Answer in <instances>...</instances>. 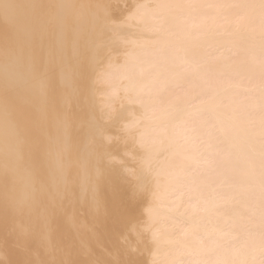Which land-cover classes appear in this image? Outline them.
Returning <instances> with one entry per match:
<instances>
[{
  "label": "bare ground",
  "instance_id": "bare-ground-1",
  "mask_svg": "<svg viewBox=\"0 0 264 264\" xmlns=\"http://www.w3.org/2000/svg\"><path fill=\"white\" fill-rule=\"evenodd\" d=\"M11 1L14 4L19 0L9 1L12 8L18 7L19 4L13 5ZM29 1H26L29 6L25 7L26 2H20L26 9L21 10L20 5V9L15 7L14 16L7 14V10L13 11L8 2L3 5L9 6L2 14L6 11L9 15L11 24L7 16L4 20L12 25L8 30L14 28L15 35L9 31L3 37L10 38L12 34L14 39H9L10 45L2 43V48L8 45L5 47L9 48L8 52L0 49V60L4 59L0 61V69H3L0 86L8 85L16 94L13 100L0 95V113L11 108V120L19 125L13 132L24 131L29 136L34 131L29 127L34 125H30L34 118L30 106L26 108V102H20L21 95L32 101L38 99L37 93L41 92L44 98L50 97L61 107L60 115L69 129L64 149L69 164L67 171H70L65 178L61 213H58L60 209L57 212L59 224L51 223V219L49 223L55 227L60 223L73 225V235L64 238L66 245L61 236H56L63 240L64 247L77 244L70 253L71 249L67 252L69 248L65 247L69 253L63 251L65 264H103L101 259L114 264H264V5L253 0H128L123 9L124 2L118 0L122 5H111L101 17L95 0H46V8H39L44 9V14L38 25H52L54 21L49 20L58 9L57 18L64 24L60 26L58 22L57 26L63 30L58 32L44 26V30L37 28L38 34L36 23L32 21L35 27L25 23L33 20L32 15L29 18L25 13L27 7V13L32 14L37 3V0ZM16 10L24 11L26 17ZM56 35L60 44H49ZM101 36H106L103 38L116 49L112 51L115 48L112 45L108 52L98 54ZM71 56H75L76 61ZM3 63L8 65L5 67ZM73 67L76 68L74 75ZM59 81L65 84L62 91L66 93L69 91L66 84L73 81L74 90H78L72 94L74 98L70 95L74 104L71 105L69 98L64 100L61 92L64 86L59 93L56 87ZM52 84L56 86L53 88ZM6 110L8 113L9 109ZM83 113L89 119L85 129L80 125ZM9 116L12 115L9 113ZM7 118L10 119L8 115ZM2 120L8 128L10 122ZM20 132L18 135L22 136ZM34 137L37 138L33 134V141ZM29 140L26 139L27 144ZM36 142L33 145L30 142L29 151L32 152ZM93 169L105 172L98 180L89 181V170ZM2 175L3 181L6 175ZM14 180L10 182L17 184L18 180ZM7 181L0 190H5L6 186L11 192L14 184L9 188ZM123 182L136 185L141 198L133 194L139 198L127 201L129 184ZM132 189L131 193L135 190ZM8 192L4 195H9ZM15 192L12 190L11 194ZM21 192L25 198L26 191L24 195ZM11 194L10 198L6 197L9 202L5 203L1 197L5 196H0L4 200H0V208L8 203L7 212L14 210L13 213L21 217L24 212L26 216L27 202L22 201L29 197L22 198L25 206L19 204L24 210L20 212L22 209L15 202L20 201L21 196L13 194L15 199ZM12 201L18 209L8 208ZM47 204L51 203L43 205L45 211L51 210L53 214L54 210L48 209L52 206ZM11 205L9 207H14ZM3 212L16 217L11 212ZM29 212L26 213L30 215ZM17 217L8 220L11 223L15 220L13 224L21 227L19 230L31 221ZM3 224L0 223V244L5 247L8 240L2 235L7 223ZM13 229L15 227L8 230ZM36 229L30 231L31 237V229H23L29 232L25 234L18 230L16 237L13 236L15 231L9 234L15 240L18 238L12 241L19 244L21 234L24 237L29 234L30 239L24 238L21 251L25 253L18 258L17 244L13 252L6 246L12 253L7 252L10 257H6L7 253L2 255L5 263L1 260L0 264H63L58 258L59 240L57 252L53 248L56 240L53 242V236H48L49 230ZM37 244L41 246L37 248ZM118 246L121 247L119 252ZM112 249L116 250L115 254H111Z\"/></svg>",
  "mask_w": 264,
  "mask_h": 264
},
{
  "label": "rangeland",
  "instance_id": "rangeland-1",
  "mask_svg": "<svg viewBox=\"0 0 264 264\" xmlns=\"http://www.w3.org/2000/svg\"><path fill=\"white\" fill-rule=\"evenodd\" d=\"M10 1V0H9ZM18 1V0H17ZM21 3L22 2H28L29 0H19ZM18 1V2H19ZM43 1V2H42ZM55 1V0H54ZM118 0H110V1H108V0H95V5L98 7V13L100 14V16L102 17L104 14H105V11L107 10V8L109 9V7L111 6V5H122V3L124 2V6H122V8L124 9V7L126 6V5H128V3H129V1L131 2L132 0H119V1H121V2H117ZM12 2V4H13V1H11ZM15 3V5H17V4H19L20 5V2L19 3H17L16 1H14ZM27 2H26V5H23L24 7L25 6H29V5H31L30 4V2L31 1H29V5H27ZM41 2V3H40ZM110 2V3H109ZM116 2V3H115ZM128 2V3H127ZM7 3V2H6ZM6 3H5V5H6ZM8 4H9V6L12 8V6L10 5L11 3L10 2H8ZM13 4V5H14ZM38 4V5H37ZM49 4H52V5H54V3H49ZM108 4V5H107ZM19 5H18V7L17 6H15V7H17V8H19L20 9V7H19ZM46 5H48V1H46V0H37V3H36V5H35V10H33V7L32 6H30V7H32V14H29V13H27L28 12V7H27V10H26V14H28L29 16V18L31 17L30 15H32L33 17H32V19L33 20H31V19H28V21L30 20L31 22L30 23H28L27 21H25V23H27V25L28 24H33V26L35 25L34 23H36V25H38V21L40 20V16H42L44 13H42L43 12V10L46 8ZM8 6V5H7ZM7 6H4L3 7V9L4 10H6V7ZM8 6V7H9ZM21 6V5H20ZM23 6H21V10H24V9H26V8H24ZM108 6V7H107ZM15 7L13 6V11L15 10ZM30 7H29V11H31V9H30ZM37 7V8H36ZM44 8V9H41V10H39V8ZM49 8V6H47V9ZM12 9H10V11L12 10ZM38 9V10H37ZM18 10V9H17ZM16 10V12H18V13H20V12H22V13H20V14H23L24 13V11H17ZM13 11H11V12H8V10H7V14L9 13V15L12 13V15L15 13V11L13 12ZM41 11V12H40ZM57 11H58V9H56V11L52 14V20H49L50 22L52 21H54L53 23H51L52 25H49V26H51V27H49V26H46V25H48V21L46 22L47 24H43V26H42V24L41 23H39L40 24V26L38 25L35 29L37 30V28L39 27V28H41V27H43V29L41 28V30H44V26H46V28H49V30H51V29H53V30H55V31H58L59 32V29H61V30H63V27H58L57 26V24H58V22H59V24H60V22L61 21H59L60 19L59 18H57ZM108 11V10H107ZM5 12V13H4ZM3 13L4 14H2V12L0 13V14H2V16L4 15V17H2L1 18V16H0V18H1V20H0V32H2L3 34L0 36V38H5V35H8L9 34V31H10V33L12 32V30L14 31V28L13 29H10V30H8L9 29V27L10 26H12V25H7L6 23V21L7 20H4V18H6V16H7V19H8V17H9V15H7L6 14V11H4ZM33 12H35L34 13V15H33ZM104 12V13H103ZM18 13H16V15L18 16L19 14ZM25 13H24V15H25ZM31 13V12H30ZM40 13V14H39ZM39 14V15H38ZM56 14V15H55ZM102 14V15H101ZM35 15H38V16H35ZM14 16V15H13ZM23 16V15H22ZM54 16V17H53ZM24 17V16H23ZM25 17H26V15H25ZM10 18H11V16H10ZM54 18V19H53ZM26 19V20H27ZM34 19L35 20H37L36 22L34 21ZM58 19V20H57ZM2 20H3V23H2ZM10 19H8V21H9ZM5 21V22H4ZM34 23H33V22ZM57 21V22H56ZM50 22H49V24H50ZM5 23V24H4ZM9 23H10V21H9ZM63 23V22H62ZM60 24V26L62 25L63 26V24ZM11 24V23H10ZM58 24V25H59ZM6 27H8V28H5V26ZM35 25V26H36ZM32 26V25H31ZM34 26V27H35ZM69 26V25H68ZM4 27V28H3ZM27 27V26H26ZM58 28V29H57ZM4 29H5V32H3L4 31ZM8 30V31H7ZM39 30H37V32H38ZM6 32H7V34H6ZM5 33V34H4ZM13 33V35H15L14 34V32H12ZM43 33H44V31H43ZM38 34H39V32H38ZM110 34V33H109ZM4 35V36H3ZM9 36H11L10 38H8V36H6L7 38L6 39H0V44H2L3 42V44H9L10 45V43L12 44V39L11 38H13L14 39V36L12 37V34L11 35H9ZM102 38H99L98 39V41H99V43L100 44H102V45H98V47H97V51L96 52H98V54L100 53H102V54H104V53H106V51L108 52V50L110 49H112V43L111 42H109L107 39H104V38H106V36H101ZM104 37V38H103ZM55 38H57V35H56V37H53L51 40H49L48 41V39H47V41H48V43L50 44H55V43H57V44H55V45H59L60 44V39H55ZM69 38H71L70 36H69ZM9 39H11V40H9ZM73 39V38H72ZM7 41V43H6V41ZM74 40V39H73ZM59 41V42H58ZM79 41L81 42V43H83V40L82 39H79ZM46 42V41H45ZM102 42V43H101ZM59 43V44H58ZM3 44H2V46L0 47V49L3 47ZM8 46V45H7ZM6 45L4 46V48H2L3 50H5V51H7L9 48H7V50L5 49V47H7ZM109 46H111L110 48H108ZM113 47H115V45H113ZM107 48V49H106ZM68 49H70L69 47H68ZM106 49V50H105ZM116 49V47L115 48H113L112 49V51H114ZM8 52V51H7ZM67 52H69V51H67ZM70 53H71V51H70ZM70 53H68V54H70ZM75 58V56H71V58ZM72 58V59H73ZM78 58V57H77ZM81 59V58H80ZM1 60H4V59H1ZM0 60V61H1ZM73 60H75L76 61V58L75 59H73ZM74 62V61H73ZM7 64V63H6ZM72 64V63H71ZM3 65L6 67L7 65H5V63H3ZM72 65H75V64H72ZM70 67H72V66H70ZM69 67V68H70ZM76 68L78 67V66H75ZM80 67V66H79ZM76 68H71L72 69V71H73V69H74V73H73V75L75 74V71L77 70V72H78V68L76 69ZM76 69V70H75ZM81 70V69H80ZM77 72H76V74H77ZM77 77V76H76ZM75 77V79H76V81H79L78 83H80V81H81V83H82V80H77V78ZM58 78H59V75H58ZM73 79H74V76H73ZM80 79V78H79ZM75 81V83L74 84H76L77 82ZM72 83H73V81H72ZM72 83H70V85H68V84H66L68 87V89L67 90H69L67 93H66V91H62V90H65V88H66V86H65V84L64 85H62V83L59 81V83H58V86H56V85H51L53 88L56 86L59 90V93H60V89H61V87L62 86H64L62 89H61V92L64 94V96H65V99L64 100H66V98L68 99V100H70V98H74V95L76 94V93H74L75 91H78L77 89L76 90H74L75 88H73L74 87V85L72 84ZM77 87L76 88H78V84L76 85ZM82 86V84L81 85H79V88ZM70 88H73V90L72 89H70ZM0 89H2V90H0V95H3V96H5V97H8V98H11V100H13V97L12 96H15V91L13 90V89H11V87H9L8 85H3V86H0ZM9 90L11 91V90H13V91H11V92H9ZM70 90H72V91H70ZM16 91H18V93L20 92L19 90H16ZM2 92V93H1ZM13 92V93H12ZM17 93V94H18ZM21 93V92H20ZM19 93V95H21ZM56 93V92H55ZM74 93V95H72ZM12 94H14V95H12ZM66 94V95H65ZM67 94H68V96H67ZM78 94V93H77ZM37 95H38V99H32V101H28V100H30L29 98H25L23 95H21L20 96V98L22 99L23 98V100H20V98H19V100H20V102H23V103H25V105H26V108L27 107H29L30 109H32V113H33V118H34V120H32V122H31V124L30 125H32V124H34V125H32V126H29V127H31V129H32V131H33V129H34V131L32 132L33 134H34V136H36L37 138H35L34 137V139H36V140H34L33 141V134L31 133L30 135H32V137H30V135L28 136V134H25V132L24 131H22V129H21V131L27 136H24V134L22 133V132H20V134H22V136L20 135H18L19 134V132H18V130L17 131H14L13 132V130H15V128L14 127H16L17 129H18V127H19V125L18 124H14L13 122H15L14 120H13V118H12V120H11V117H13V112H12V109L11 108H9V107H7L8 109H9V111H11V112H9L8 111V113H7V108L5 109L6 110V112H5V110H1L2 111V113H0V118H2V119H4V120H8L7 122L9 123L8 124V128H9V126H10V129H11V127H12V133H13V136H12V142H13V146H14V150H16V151H14L15 153V157H16V160H17V163H19L18 165H19V167H20V169H23V172H25V174H26V172L27 171H29V172H27V174L26 175H28L27 176V180L28 181H26V182H24V185L25 186H23V187H21L22 185H23V183H21V181H19L18 179H16L17 177H16V175L14 176L13 175V173H10V172H6L7 174H4V175H6V176H11V177H9V181H7V177L6 176H4V175H2V174H0V176L2 175V176H4L3 178V181L1 182L0 181V187H2L3 185H6L5 183L6 182H4L5 180L7 181V183H8V187L9 186H12L13 184L15 185H13L12 186V190H13V192H15V190H17V192H15L16 193V195H15V193H12L11 194V192H12V190H11V192H10V189H9V192H10V194L12 195V197L13 198H15L16 199V197L15 196H17L18 194L21 196L20 197V201H18V202H15L17 205H21L23 208H24V206L26 205V207L24 208V209H29L32 205H36L38 208H36V213H35V215H34V212H35V207L36 206H34V207H31L29 210L31 211V212H29V210L27 211H25V214H26V216L24 215L23 216V214H24V212H22V211H24L22 208H21V206H20V209H22L21 211H20V209L19 210H17L18 212L20 211V212H22L23 214H22V217H25L26 219H27V216H29V217H31L32 215H34V216H32L33 218H28V219H30L31 221H29L28 222V224L29 223H35V225H33L32 223H31V225H29L30 226V228H29V226H28V224H27V226L26 227H24L25 225H23L22 227H23V229H26V231H27V229H31V230H29V232L30 231H33L34 229H36V226H37V229L36 230H40V228H50V229H43V232L44 231H48L49 230V234H48V236L49 235H51V237L53 236V242H55V240H56V243H52L53 244V248H55V250L54 251H57V249L58 248H60L58 245L59 244H57V242H58V238L56 237L57 235L58 236H61L62 238H63V240H64V238H68L70 235H73V233H74V229H73V225H71V224H65V223H60V227L62 228V229H60V228H58V227H55V224L53 225V224H51L50 225V223H49V221H51V223H56L57 225L59 224V223H57L58 221V214H57V212H58V210L62 207V203H63V198H62V196H63V191H64V186L66 185L65 184V178L66 177H68V175H69V172L68 171H70L69 169H68V171H67V168H69V164L66 162L67 160H66V156H65V152H66V149H64V148H66V137H65V134L68 132V130H67V127H68V125H67V127H66V125L63 123V119H62V116L60 115V105L58 106V104H54L52 101V99L50 98V97H48V96H45V98H44V96H43V94L40 92V93H37ZM72 97H71V96ZM16 96H18V95H16ZM23 96V97H22ZM70 96V97H69ZM19 97V96H18ZM26 100H25V99ZM41 98H43V99H41ZM37 100V101H36ZM48 100V101H47ZM67 100V101H68ZM73 100V101H72ZM25 101V102H24ZM35 101V102H34ZM39 101V102H38ZM28 102H29V104L31 103V105H29L28 104ZM48 102V103H47ZM69 102V101H68ZM70 102H73V103H71V105L72 104H74L75 103V101H74V99H71L70 100ZM23 103H21V104H23ZM34 103V104H33ZM35 103H36V105H35ZM41 103V104H40ZM40 104V105H39ZM45 104V105H44ZM66 104H68L67 102H66ZM24 105V104H23ZM38 105V106H37ZM44 105V106H43ZM52 105V106H51ZM31 106H33V107H31ZM70 106V104H68V107ZM36 107H38L37 109H36ZM1 108V107H0ZM49 108V109H48ZM52 108V109H51ZM55 108V109H54ZM2 109V108H1ZM34 109H36V110H34ZM42 110V111H41ZM34 111V112H33ZM38 111V112H37ZM47 111V112H46ZM55 112H57V113H55ZM6 113V114H5ZM9 113H10V115H12V116H9ZM43 113V114H42ZM45 113V114H44ZM48 113H50V116H49V114ZM2 114V115H1ZM57 114V115H56ZM4 115H5V117L7 118V115H8V117H10V119L9 118H5L4 117ZM34 115H36V116H38V117H36V116H34ZM85 117H84V116ZM83 115H81V118H82V120L80 119V125H81V127H83V129H85V128H87V125H88V122H89V119H88V116H87V114L85 113H83ZM1 116H3V117H1ZM42 116H44V117H42ZM46 117V118H45ZM54 117H57L56 119L54 118ZM43 118V119H42ZM61 118V119H60ZM36 119H37V121L38 122H36ZM48 119V120H47ZM52 119H54V120H52ZM86 120V121H85ZM41 121V122H40ZM35 122H36V124H35ZM42 122H44V123H42ZM16 123V122H15ZM51 123V124H50ZM55 123V124H54ZM83 125H82V124ZM12 124L13 125H15V126H12ZM48 124V125H47ZM52 125V126H50V125ZM54 124V125H53ZM57 124V125H56ZM64 124L65 126H62V125ZM18 126V127H17ZM60 126V127H59ZM44 127V128H43ZM48 127H49V130H48ZM63 127H66V130H63ZM20 128H21V126H20ZM40 128V129H39ZM55 128V129H54ZM43 129V130H42ZM41 131V132H40ZM54 131V132H53ZM63 131H65V132H63ZM43 132V133H42ZM53 132V133H52ZM16 133V134H15ZM38 133H39V135H38ZM62 133H64V134H62ZM42 134H44V135H42ZM47 134V135H46ZM50 134V135H49ZM16 135V136H15ZM41 135V136H40ZM49 135V136H48ZM64 135V136H63ZM15 136V137H14ZM56 136V137H55ZM14 137V138H13ZM17 137V138H16ZM19 137V138H18ZM20 137H21V139H20ZM23 137H26V138H24L25 139V142L23 141L24 139H22ZM29 137V138H28ZM42 137V138H41ZM49 137H50V140H49ZM58 137V138H57ZM16 140V141H13V140ZM19 139V140H18ZM26 139L28 140V139H30L29 141L30 142H32L31 144L33 145V143L34 142H36L35 143V145L33 146V148L31 149L32 150V152L31 151H29V149L28 148H30V147H32V145L30 144V142H29V144H27L28 142L26 141ZM37 139H39V140H37ZM46 141V142H45ZM48 141V142H47ZM58 141V142H57ZM65 141V142H64ZM15 142H16V144H15ZM44 142V143H43ZM51 142V143H50ZM56 142L58 143V144H56ZM27 144V146H26V144ZM41 143V144H40ZM62 143V144H61ZM47 144V145H46ZM42 145V146H41ZM15 146H18V147H20V148H16ZM25 146V147H24ZM40 146V147H39ZM65 146V147H64ZM43 147H44V149H43ZM16 148V149H15ZM35 148V149H34ZM34 149V150H33ZM64 149V150H63ZM27 150V151H26ZM18 151V152H17ZM29 151V152H28ZM34 151H36L35 153H34ZM43 151V152H42ZM46 151V152H45ZM48 151V152H47ZM48 153V154H45V153ZM26 153H30L29 154V156H26V155H28V154H26ZM37 153V155H35ZM42 153V154H41ZM18 154V155H17ZM23 154V155H22ZM25 154V155H24ZM34 154V155H33ZM40 154V155H39ZM51 154V155H50ZM33 155V156H32ZM38 155H39V157H38ZM48 155V156H47ZM59 155V156H58ZM50 156V157H49ZM65 158H64V157ZM120 156V155H119ZM26 157V158H25ZM37 157V158H36ZM47 157V158H46ZM21 158V159H20ZM27 158H28V160H27ZM34 158V159H33ZM45 158V159H44ZM50 158L52 159V160H50ZM59 158V159H58ZM35 160L36 159V161H32V160ZM39 159V160H38ZM44 159V160H43ZM57 159V160H56ZM41 160V161H40ZM56 160V161H55ZM19 161V162H18ZM24 161V162H23ZM51 161V162H50ZM58 161H59V163H58ZM26 162V163H25ZM31 162V163H30ZM57 162V163H56ZM23 163H25V164H23ZM39 163V164H38ZM51 163V164H50ZM63 163H65V164H63ZM53 164V165H52ZM58 164V165H57ZM129 164H131L130 162H129ZM21 165V166H20ZM25 165V166H24ZM31 165H32V167H31ZM65 165V166H64ZM39 166V167H38ZM50 166V167H49ZM128 166H132V165H128ZM43 167V168H42ZM46 167H47V169H46ZM33 169V170H32ZM40 169V170H39ZM42 169V170H41ZM25 170V171H24ZM46 170V171H45ZM95 169H93L92 171L91 170H89V172H90V174L88 175V180L90 181V180H98L99 178H101L102 177V175L104 174V172L105 171H102V170H100V171H94ZM37 171V172H36ZM43 171V172H42ZM4 172V173H5ZM30 173V174H29ZM38 173V174H37ZM42 173V174H41ZM64 173V174H63ZM68 173V174H67ZM34 176H33V175ZM57 174V175H56ZM94 174H96V176L94 175ZM36 176V177H35ZM45 176V177H44ZM15 178V180L17 181V184H16V182H10V180H12V179H14ZM33 179H32V178ZM39 177H40V179H39ZM30 178V179H29ZM43 179V180H42ZM62 180V181H60V180ZM14 180V181H15ZM35 180V181H34ZM38 181V182H37ZM53 181V182H52ZM60 181V182H59ZM4 182V183H3ZM28 182V183H27ZM34 182V183H33ZM36 182V183H35ZM52 182V183H51ZM63 182V183H62ZM11 185H10V184ZM21 183V184H20ZM38 183H40L39 185H38ZM41 183H44V184H41ZM70 183V182H69ZM123 183H125L126 185H127V183L129 184V185H125L126 187H127V192H126V195L128 194V198H127V201H128V199H134V200H137V198H139V197H133V194H135L136 196H140L139 194H141L140 192L141 191H139L138 189H136V185H132V184H130L129 182H123ZM21 186H20V185ZM29 184V185H28ZM32 184H37V186L36 185H32ZM133 187H132V186ZM21 188H20V187ZM26 186L28 187V188H26ZM33 186V187H32ZM36 186V187H35ZM40 186V187H39ZM129 186H131V187H129ZM135 186V187H134ZM7 187V188H8ZM4 188H5V190H4V192L6 191V192H8V189L6 190V186H4ZM9 188H11V187H9ZM19 189V192H18V189ZM23 188H26V189H23ZM30 188V189H29ZM129 188V189H128ZM135 189L134 190V192L133 193H131L132 191H131V189ZM138 188V187H137ZM22 189V190H21ZM29 189V190H28ZM132 189V190H133ZM3 190L1 191L3 194H1V195H4V192H3ZM38 190V191H37ZM40 190V191H39ZM136 190H138V191H136ZM22 191V192H21ZM23 191L25 192V194L27 193H29L28 195L26 194L25 195V198L20 194V192L24 195V193H23ZM62 191V192H61ZM0 192V193H1ZM9 192H8V194H9ZM36 192V193H35ZM136 192H139L138 193V195L136 194ZM33 193V194H32ZM9 194V195H10ZM13 194L15 195V196H13ZM132 194V195H131ZM0 195V196H1ZM7 194L5 193V198H3V196H1L2 197V199H5V201L4 200H2L1 198H0V200H2V201H4V203L7 201V202H9L8 200H9V198H10V196L9 195H7ZM30 195V196H29ZM39 197H38V196ZM61 195V196H60ZM26 196H27V198H26ZM41 196V197H40ZM44 196V197H43ZM6 197H9L8 198V200H7V198ZM18 197V196H17ZM31 197V198H30ZM34 197H36V198H34ZM131 197H133V198H131ZM12 198V199H13ZM19 198V197H18ZM22 198L23 199H27V201L26 200H23L22 201V203L23 202H27V204H23L22 205V203H21V200H22ZM38 198V199H37ZM47 198V199H46ZM77 198H79L78 196H77ZM85 198H90V196H85ZM140 198H141V196H140ZM32 200V201H30V200ZM35 200V202H37V203H35V202H33L34 200ZM37 199V200H36ZM61 199V200H60ZM126 199V198H125ZM14 200V199H13ZM40 200V201H39ZM42 200V201H41ZM47 200V201H46ZM15 201V200H14ZM14 201H12L13 202V204H14ZM30 203H29V202ZM44 201H46V202H44ZM49 201V202H48ZM61 201V202H60ZM41 202H43V204L41 203ZM1 203V202H0ZM3 202H2V205L3 206H5V204H4ZM39 203V204H38ZM40 203H41V205H40ZM46 203H51V204H47V205H49V206H52V208H48V209H52V210H54L53 211V214H51L50 212H52L51 210H49L48 212L47 211H45L46 210V208H45V206L43 207V205H46ZM12 204V203H11ZM10 204V205H11ZM12 204V205H13ZM38 204V205H37ZM61 206H60V205ZM7 205H8V203L6 204V206L5 207H7ZM9 205V206H10ZM11 205V206H12ZM17 205H13L14 207H9L8 206V208L10 209H14L15 208V210H16V208L18 207L19 208V206H17ZM28 205V206H27ZM2 206V207H3ZM17 206V207H16ZM30 206V207H29ZM40 206H41V208H40ZM1 207V206H0ZM4 207V208H5ZM29 207V208H28ZM48 207V206H47ZM4 208H0V209H4ZM17 208V209H18ZM43 208H45V209H43ZM47 209V210H48ZM7 208H5L3 211H5L6 213H8V212H11L10 210L7 212ZM34 210V211H33ZM41 210V211H40ZM2 210H0V213H3L4 214V212H3ZM13 211L14 210H12V214L14 215V216H18L19 217V219H23L22 217H21V215L17 212V214H19V215H16L15 213H13ZM45 212V213H43V214H41L42 212ZM15 212V211H14ZM26 212H29V214L30 215H28V213H26ZM49 214L50 213V215L53 217V219H52V217L50 216V215H48L47 216V213ZM11 213H9L10 215H12ZM40 213V214H39ZM59 214L61 213V209H60V211L58 212ZM0 214L1 216H0V223H4L3 225H5L6 223V228L4 229V234L2 235L3 237H5L8 241H7V244H6V246H9V247H11V249H7V248H9V247H3L4 245H1L0 244V262H1V260H4V256H2V255H6V253L8 252H10V254L16 249V246H14V245H16L17 244V246H18V250H16V258H18V257H20L19 255H23V253H25V252H23L22 253V251L24 250L23 249V247H22V243L24 242V238H26L27 240H29L30 238L28 237V235L30 234V237H31V232L29 233V232H26L25 230H23V229H21V230H19L20 228H19V226L18 225H15V224H13V223H15V220L14 219H12V220H14V222L13 223H11V222H9L10 220H8V219H11V218H15L16 219V217H11V216H8V214L6 215V214ZM38 216H43V218H41V217H38ZM46 214V215H45ZM57 216H56V215ZM54 215V216H53ZM7 217H11V218H7ZM17 217V218H18ZM36 217H38L37 219H36ZM6 218V219H5ZM40 218H41V220H40ZM28 219H27V221H28ZM51 219V220H50ZM36 221V220H38V221H36V222H33V221ZM39 220H40V222H39ZM45 220V221H44ZM24 222L26 221L25 219L23 220ZM23 221H22V223H21V225L23 224ZM26 221V222H27ZM43 221V222H42ZM48 221V223L46 224V222ZM39 222V223H38ZM43 224H42V223ZM64 222V221H63ZM11 223V224H10ZM37 223V224H36ZM13 224V226H11ZM24 224H26V223H24ZM50 225L51 227H49V225L48 226H46V225ZM64 224V226L62 227V225ZM20 225V226H21ZM33 225V226H32ZM40 225L42 226L43 225V227H40ZM11 226V227H10ZM39 226V227H38ZM10 227V228H9ZM13 227H15V234L13 235V236H15L16 235V233L19 235V231H21L20 233H23V234H25V232L26 233H29V234H27L26 235V237H24L25 235H23V234H21V236H22V238H20L21 240H20V244L18 243V242H14V241H16V240H19L18 238L15 240V237H13V236H11V237H9L11 234H13L14 233V231H11L10 232V230H11V228H13ZM28 227V228H27ZM33 229H32V228ZM56 229H58L57 231H61V230H63V231H61V232H59V234H61L62 232V234L61 235H59V234H56V233H58L56 230H55V228ZM68 227H69V230H68ZM64 228V229H63ZM8 229H10V230H8ZM53 229V230H52ZM10 232V233H8V231ZM19 230V231H18ZM22 230H23V232H22ZM68 230V231H67ZM42 230H40V232H41ZM54 231H56V233L53 232ZM66 231V232H65ZM72 231V232H71ZM6 232H7V234H6ZM69 232V233H68ZM48 232H45L44 234H47ZM10 234V235H9ZM41 234V233H40ZM54 234V235H53ZM56 234V235H55ZM42 235H43V233H42ZM9 238H8V237ZM20 236V237H21ZM45 236V235H44ZM55 236V237H54ZM63 236H66V237H63ZM18 237V236H17ZM14 239V241H12L13 239ZM56 238V239H55ZM9 239H10V241H11V243H10V241H9ZM25 239V240H26ZM58 239V240H57ZM65 239V240H66ZM26 240V241H27ZM63 240L60 238V240H59V242L58 243H61L60 245H61V250L60 249H58L59 250V256H58V258H59V260L61 261V262H63V264H65V260L63 259V256H64V253H63V251L66 253V254H69L70 252H72V249H74L75 248V246H77V244L74 242V244L73 245H71V244H67V246H65V247H67V248H69V249H66L67 250V252L69 251V253H67L66 252V250H65V247L63 246ZM65 240H64V245H66L65 243ZM62 241V242H61ZM9 243V244H8ZM15 243V244H14ZM123 243V245H125L126 244V242H121V244ZM11 244H13V245H11ZM55 244H57V245H55ZM120 244V246H122ZM45 245V244H44ZM95 245V244H94ZM4 248V250H6L5 251V253H4V250H3V248ZM14 246V247H13ZM41 246V244H39V246H38V244H37V248H39ZM57 246H58V248H57ZM19 247H20V249H19ZM6 248V249H5ZM64 248V249H63ZM121 249V247H119L118 246V249H116V250H118L117 252H119V250ZM2 250V251H1ZM7 250H9V251H7ZM12 252H11V251ZM22 250V251H21ZM116 250H113L112 249V252H111V254H115V252L114 251H116ZM58 252V251H57ZM57 252H55L56 254H57ZM60 252H62V253H60ZM3 253V254H2ZM7 253V256L6 257H10V256H8L9 254ZM125 253H127L126 251L124 252V254ZM61 254H62V257H61ZM15 256V255H14ZM24 256V255H23ZM6 257H5V259H6ZM61 257V258H60ZM105 258V257H104ZM48 260V259H47ZM53 260H56L55 258L53 259ZM50 261V260H49ZM48 261V262H49ZM103 262V264H114L113 262H111V263H108V262H110L111 260H108V261H105L104 262V260L103 259H101L100 260V262ZM51 262V261H50ZM49 262V263H50ZM1 263H3V262H1ZM4 263H5V260H4ZM54 263H55V261H54ZM62 264V263H61ZM117 264V263H116Z\"/></svg>",
  "mask_w": 264,
  "mask_h": 264
},
{
  "label": "clouds",
  "instance_id": "clouds-1",
  "mask_svg": "<svg viewBox=\"0 0 264 264\" xmlns=\"http://www.w3.org/2000/svg\"><path fill=\"white\" fill-rule=\"evenodd\" d=\"M9 0H0V12L3 11V5ZM254 3L264 5V0H253ZM3 71V69H0ZM12 130L6 128L2 119H0V174L6 170L15 174L19 181L26 182L27 175L20 169L15 154L14 146L12 143Z\"/></svg>",
  "mask_w": 264,
  "mask_h": 264
}]
</instances>
